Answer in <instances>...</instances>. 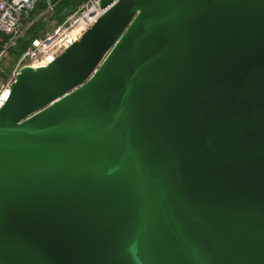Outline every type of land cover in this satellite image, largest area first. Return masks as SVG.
Returning a JSON list of instances; mask_svg holds the SVG:
<instances>
[{
	"label": "water",
	"instance_id": "water-1",
	"mask_svg": "<svg viewBox=\"0 0 264 264\" xmlns=\"http://www.w3.org/2000/svg\"><path fill=\"white\" fill-rule=\"evenodd\" d=\"M0 106V264H264V0H100Z\"/></svg>",
	"mask_w": 264,
	"mask_h": 264
},
{
	"label": "built area",
	"instance_id": "built-area-1",
	"mask_svg": "<svg viewBox=\"0 0 264 264\" xmlns=\"http://www.w3.org/2000/svg\"><path fill=\"white\" fill-rule=\"evenodd\" d=\"M99 1L87 0L83 6L85 11L71 16L66 22L50 30L45 37L33 40L20 59L24 61L23 66L45 67L69 48L103 14L98 6ZM41 2L47 3V10H53L49 0H0V61L22 36L32 11ZM19 69L6 84L7 89Z\"/></svg>",
	"mask_w": 264,
	"mask_h": 264
},
{
	"label": "rangeland",
	"instance_id": "rangeland-1",
	"mask_svg": "<svg viewBox=\"0 0 264 264\" xmlns=\"http://www.w3.org/2000/svg\"><path fill=\"white\" fill-rule=\"evenodd\" d=\"M49 1L53 6V10L52 11L47 10L46 2H43L40 5H38L37 8L34 10V12L31 14V17L29 18L28 22L25 24L23 33L31 25H38L40 31V38L45 37V35L49 33L50 30H52L58 25L63 24L71 16L75 14L77 16V13L79 11L80 12L85 11L83 6L85 5L87 0H69L70 2L69 1L67 2L68 4L66 5V7L65 6L61 7L62 10L58 14L56 13V5L57 3L59 4L60 0H49ZM60 18H62L61 22H59ZM23 35L24 34H22L21 36L22 38L24 37ZM21 57L22 56L20 57L16 56L9 51L7 56L0 61V94H2V92L5 89H7L6 84L11 80L13 74L24 65V61H20Z\"/></svg>",
	"mask_w": 264,
	"mask_h": 264
},
{
	"label": "trees",
	"instance_id": "trees-1",
	"mask_svg": "<svg viewBox=\"0 0 264 264\" xmlns=\"http://www.w3.org/2000/svg\"><path fill=\"white\" fill-rule=\"evenodd\" d=\"M68 1L69 0H60L59 4L57 3V5H56V13L57 14L61 12V10H62L61 7H63V6L66 7V5L68 4L67 3ZM41 3H43V2H41ZM41 3H39L38 5H40ZM37 6L35 7V9L37 8ZM34 10L32 11V13L34 12ZM30 17H31V15H30ZM61 20H62V18L59 19V22H61ZM23 34H24L23 35L24 37L23 38L21 37L22 39L21 38L18 39L16 46L10 50V52H12L14 55L19 56V57L22 56V54L30 46V44L33 40L40 38V31H39L38 25H31Z\"/></svg>",
	"mask_w": 264,
	"mask_h": 264
},
{
	"label": "bare ground",
	"instance_id": "bare-ground-1",
	"mask_svg": "<svg viewBox=\"0 0 264 264\" xmlns=\"http://www.w3.org/2000/svg\"><path fill=\"white\" fill-rule=\"evenodd\" d=\"M36 66V65H35ZM6 94V95H5ZM8 95V89H5L3 92H2V95L0 96V106L1 104L5 101L6 97Z\"/></svg>",
	"mask_w": 264,
	"mask_h": 264
},
{
	"label": "snow or ice",
	"instance_id": "snow-or-ice-1",
	"mask_svg": "<svg viewBox=\"0 0 264 264\" xmlns=\"http://www.w3.org/2000/svg\"><path fill=\"white\" fill-rule=\"evenodd\" d=\"M6 95V94H5Z\"/></svg>",
	"mask_w": 264,
	"mask_h": 264
}]
</instances>
